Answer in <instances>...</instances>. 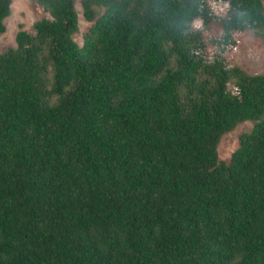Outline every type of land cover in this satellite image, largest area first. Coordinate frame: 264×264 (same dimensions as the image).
Masks as SVG:
<instances>
[{
  "label": "trees",
  "instance_id": "1",
  "mask_svg": "<svg viewBox=\"0 0 264 264\" xmlns=\"http://www.w3.org/2000/svg\"><path fill=\"white\" fill-rule=\"evenodd\" d=\"M32 1L0 51V264H264V74L226 59L264 0H79L80 45L76 0Z\"/></svg>",
  "mask_w": 264,
  "mask_h": 264
},
{
  "label": "rangeland",
  "instance_id": "2",
  "mask_svg": "<svg viewBox=\"0 0 264 264\" xmlns=\"http://www.w3.org/2000/svg\"><path fill=\"white\" fill-rule=\"evenodd\" d=\"M79 15V31L74 35L75 42L80 45L82 33L89 25L82 15L81 5L79 0L75 2ZM11 14L5 20L6 32L0 35V51L14 45L16 32L19 30V25L22 24L24 29H30L31 25L42 17L46 16L42 8L36 5L32 0H11ZM225 11L224 6L217 8L216 12L222 15ZM222 30L219 25L211 24L205 28L207 37L220 36ZM239 41L236 47L229 50L226 54V59L230 62L239 65L241 68L249 72L251 75L264 74V44L263 41L256 37L250 30L239 32L236 34ZM252 123L249 121L241 122L222 136L218 145V160L228 162L231 152H233L239 141V136L252 128Z\"/></svg>",
  "mask_w": 264,
  "mask_h": 264
}]
</instances>
